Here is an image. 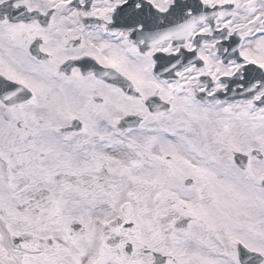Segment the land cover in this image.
Segmentation results:
<instances>
[{"label":"snow or ice","instance_id":"1","mask_svg":"<svg viewBox=\"0 0 264 264\" xmlns=\"http://www.w3.org/2000/svg\"><path fill=\"white\" fill-rule=\"evenodd\" d=\"M0 264H264V0H0Z\"/></svg>","mask_w":264,"mask_h":264}]
</instances>
